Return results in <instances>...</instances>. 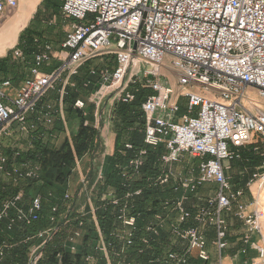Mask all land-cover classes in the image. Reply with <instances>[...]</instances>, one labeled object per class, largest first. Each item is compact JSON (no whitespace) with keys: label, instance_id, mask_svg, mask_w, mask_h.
<instances>
[{"label":"built area","instance_id":"2783aa9c","mask_svg":"<svg viewBox=\"0 0 264 264\" xmlns=\"http://www.w3.org/2000/svg\"><path fill=\"white\" fill-rule=\"evenodd\" d=\"M18 2L0 0V18L14 10ZM60 12L69 19V29L59 44L64 56L58 58L60 63L56 67L42 70L52 59L51 47L45 43L33 52L28 76L18 88L12 87L10 79L0 82V134L6 133L10 125L23 130L28 116L36 112L40 99L57 80H63L61 99L64 86H73L70 77L77 74L81 65L97 57L111 56L114 67L92 68L90 73L98 76L97 87L86 100L77 98L74 107L83 109L86 103L92 104L94 121L99 123L105 96L130 102L140 87L151 89L152 93L141 104L143 142L150 148L164 147L159 159L166 169L157 181L163 184L173 179L172 188L178 194L165 204L171 203L176 212L171 232L183 244L181 252H167V263L186 264L192 251L198 259L207 261V242L200 225L209 223L215 231L218 255L215 264H222L221 252L227 245V225L222 213L234 207L235 217L246 228L241 241L256 250L255 264H264L263 212L257 196L248 203L242 201V189H232L225 175L227 162L240 157L239 148L250 144L254 136L264 143V110L251 98L247 102L255 111L243 105L248 89L264 101V0H62ZM13 56L24 58L17 47L13 48ZM166 58L176 76L175 87L161 79L160 70ZM141 63L146 65L144 69ZM195 87L202 91L194 90ZM181 98L186 99L183 113ZM51 112L48 104L43 113L47 124L53 120ZM59 112L62 116L61 105ZM87 124L85 120L84 125ZM124 147L132 149L129 143ZM254 150L261 156V162L246 183L249 187L256 183L260 189L264 186V151H258L257 146ZM186 154L199 160L189 169L196 170L195 174L181 179L172 173L170 166ZM145 156L143 148L131 157L120 169L121 178L135 176ZM76 165L79 167L78 161ZM12 167L8 166L7 156L0 153V171L12 183L35 179L39 174L37 166ZM102 167L103 164L97 167L95 182L102 178ZM81 181L85 182V176ZM205 182L216 184L217 189L208 194L193 216L184 205L186 191L195 193ZM138 193L139 190L133 192ZM69 199L67 192L63 209L57 203L50 204L48 226L18 241L35 240L27 247L24 264H37L43 248L59 229L58 222L77 221L78 229H72L65 239L68 249L76 251L85 212L80 207L75 210ZM110 199L112 204L118 203L117 198ZM86 200L97 230V248L103 252L107 264H111L88 195ZM42 211L40 194L26 197L17 192L2 198L0 229L6 233L24 232L41 218ZM117 218L126 227L124 240L128 245L135 217L128 215L123 205ZM191 218L197 225L183 227ZM252 232L259 234L258 241L250 240ZM11 246L6 239L0 241V264H21L18 260H6V250ZM85 259L91 260L92 256Z\"/></svg>","mask_w":264,"mask_h":264},{"label":"trees","instance_id":"16d2710c","mask_svg":"<svg viewBox=\"0 0 264 264\" xmlns=\"http://www.w3.org/2000/svg\"><path fill=\"white\" fill-rule=\"evenodd\" d=\"M57 1L43 0V2L50 3L48 6L51 14L60 13L61 0ZM36 26L31 20L19 33L16 47L22 51L23 60L14 59L11 51L6 56L0 57V82L5 79L21 82L28 75L36 43L40 42L42 45L56 43L58 45L63 40L61 37L44 36L43 33L46 32L48 26L43 30H38ZM111 58L110 56V60L103 64L84 63L81 65L77 74L70 77L73 86L69 84L64 86L61 99L59 93L44 95L38 103L36 112L31 115V118L38 123L40 118L43 119L46 106L50 104L54 118L50 125L44 120V125L37 124L38 127L31 138V146L15 157L18 162L22 161L21 164L37 165L39 167L38 177L22 180L17 184L0 182V199L12 196L21 190L26 197L40 194L43 211L41 218L24 232L6 233L0 229V241L6 239L12 244L6 250L8 262L18 260L21 264L25 263L27 247L35 243V240L21 243L18 241L48 226L47 210L50 204L57 203L60 209H63L64 195L68 192L69 202L75 210L78 209L80 202L77 194L82 184L80 183L72 192L69 186L70 178L77 170L76 161L79 162L81 170L88 166V171L85 172L87 186L84 195L89 196L94 208L98 227L108 246L107 251L111 264H168L167 252L177 251L180 246L183 248V244L171 232V227L176 222V212L171 203L165 204V201L174 199L178 194L172 188L173 179L170 178L167 183L163 184L157 181L166 169L159 159V155L165 151L164 147L160 145L150 148L143 142L144 118L141 104L146 96L152 93L151 89L147 87L137 89L130 102L115 100L112 103L110 122L114 133L113 151L107 162L103 163L102 178L95 182L96 170L99 166V161H96L95 157L103 151V140L100 130L92 123L94 106L86 103L83 109H78L74 107V102L77 98L86 100L87 96L96 89L98 76L91 74L90 70L103 67L112 69L114 61ZM51 98H54V105L50 103ZM60 105L63 118L59 112ZM72 116L77 118L78 124L75 133L68 137L65 134L64 122L66 123V119ZM103 119L102 117L101 122ZM85 120L89 124L84 125ZM48 126L51 128L48 129ZM54 133L56 139L61 134L60 139L57 143L56 140L50 143L49 139ZM126 143L131 144L132 149H126L124 147ZM256 146L258 147V144H249L248 153L245 149L241 151L240 156L244 166L248 165L254 169L260 164L261 156L254 151ZM143 148L146 149V156L138 173L135 176H129L126 180L122 179L120 169L126 166L128 160ZM127 173H131L129 168H127ZM200 187L201 185L196 188L195 193L186 191V196L202 199L201 195H197ZM136 190H139V193L133 194ZM208 194L202 193L204 202ZM111 197L117 198L118 203L112 204ZM123 205L126 207L127 214L135 217V225L131 231V243L128 245L124 240L126 227L117 218L119 209ZM185 207L191 210V207L186 205ZM171 209L176 215L175 221L171 219ZM85 211L87 212L82 217L83 226L79 229L82 235L79 237L76 251L71 252L68 249L65 239L72 229L78 227L77 221L73 220L69 224L58 222L59 229L43 248L42 257L37 264H107L103 252L97 248V230L88 204ZM191 220L192 218L188 219L182 226L194 225ZM87 255H91L92 259L86 260ZM198 263L196 257L188 256L186 264Z\"/></svg>","mask_w":264,"mask_h":264},{"label":"rangeland","instance_id":"374dc122","mask_svg":"<svg viewBox=\"0 0 264 264\" xmlns=\"http://www.w3.org/2000/svg\"><path fill=\"white\" fill-rule=\"evenodd\" d=\"M28 1L29 0H19L17 7L14 10H12L10 13L3 15L0 18V22H3L7 17H10L14 13H16V12L18 13L19 9H21L23 11L25 9L28 10L27 9L28 8V5H27ZM57 2H59V0ZM61 2H62V0H61ZM31 3H33V7H32V9H30L28 14L24 18L23 22L21 23V26L22 27L24 26L27 18L31 15L27 25L32 20L33 25H37L36 28L38 30H43L46 26H48V29L46 30V32L43 33L44 36H46V37L55 36V37L64 38L65 33L69 29V26H68L69 19L64 18L63 15L61 14V12L57 13L56 15L51 14V9L48 6V5H50L49 2H43V0H31ZM33 17H35V18L33 19ZM21 26L18 28L17 32L19 31ZM41 45L42 44L40 42L36 43V50L40 49ZM48 45H50V47H51V49H50L51 53L57 52V57H63L64 56V54L61 52L59 44L57 45L56 43H52V44H48ZM13 48L10 49V51L12 52V57L14 59H17L13 56ZM109 60H110V56L97 57L93 60L86 62V64H89V65L97 64V63L103 64V63L108 62ZM51 62L54 65V67H56L59 64V61L56 58H55V60L54 59L51 60ZM140 67L142 69H144L146 67V65L141 63ZM41 69L45 70V69H47V67L44 66V67H41ZM160 71H161V76H162L161 79L168 81V83H170L173 87H175L176 86V76L173 74V72L169 66V59L168 58L164 59V62H163V65H162ZM16 83H18V84H16ZM20 85H21L20 81L19 82H12L13 88H18ZM62 85H63V80H62V78H60L59 80L56 81L53 88L49 89L45 93V95H50V94L53 95V94H58V93L60 94V90L62 88ZM140 88H142V87H140ZM194 90L202 91L196 87L194 88ZM244 98H245L243 100L244 106L255 111V108L251 107L249 105V103L247 102V100L249 98H251L258 104V106L262 110H264V101L253 90L248 89L245 92ZM53 100H54V98H51V100H50V103L52 105H54ZM114 101H115V99H113L112 97L107 95L104 97V99L101 102L100 111L102 112V117L104 116L103 123H106V125H107L108 121H110L111 106H112V103H114ZM180 104L182 107L181 113H183V112H185L186 99L181 98ZM106 107H107V109H105ZM62 118H63V114H62ZM27 121H28L27 125L25 126V128L23 130L18 128L17 125H10L5 129L6 133L0 134V153L7 156L8 166L10 168L12 166H14V167L22 169V168L28 167V166H37V165H32L31 163H26L24 165V164H21L22 161L18 162V160L15 159V157L18 156V154H22L31 146V138H32L34 130L36 129V127H38L37 124L44 125L42 118H40L37 121L38 123H36V121L31 118V115L28 116ZM77 124H78L77 118H75L74 116L68 117L66 119V123L64 122V129H65L66 136H68L67 133H69V136H71L72 133H75L76 128H77ZM94 125L98 126L97 128H99V123L97 121ZM47 128L50 129L51 126H48ZM60 136H61V134L56 139V134L54 133V135L49 139L50 143H54L55 140L57 143V141L60 139ZM251 140H252V142H250V145H252V144L257 145L258 144V147H259L258 151H264V143L258 137L254 136ZM248 145L245 146V150L247 151L246 153L249 152L248 151ZM239 154L241 155V151H239ZM101 157L102 156L97 155L95 157V160L99 161V159H101ZM193 158L194 157H191L187 154L183 155L181 157L180 161H177L176 163H173L170 166V170L172 171V173L174 175H177L181 179L186 178V177L188 178L191 173L193 174L194 172H196V170L189 171L190 167L192 166L194 168L197 165L198 160H199V159H193ZM85 159H86V157H85ZM227 166H228V168L225 170V175L227 177V180L231 184L232 189H234V190L235 189H242L243 196H242L241 200L244 202H247V203L250 202V200L254 199V197L257 196L259 207L263 211V217H264V204L261 203V201L258 197V195L260 196V194L263 192V187L258 189L257 184L249 187L247 185V183L245 182L246 178H249L250 174L254 171L255 168L254 169H253V167L250 168V166H248V165L244 166L241 156L237 159H234L232 161L227 162ZM37 168L39 169L38 166H37ZM102 169H103V167H102ZM74 173L75 174L73 176H71L70 181H69L70 192L74 191L80 183L82 184L81 188L78 190L77 195L79 196L78 198H79V202H80V205H79L80 210H82V212L86 213L87 211H85V207L88 204V201L86 200V196L84 195V191L86 189L87 182H86V180L84 183H82V181H81V178H82V176H85V173L82 170H81V172L78 171V168ZM0 182L9 183L12 181L9 180L4 175V173L0 171ZM19 182L20 181L17 180V181H14L13 183L17 184ZM92 188H94V186H92ZM216 189H217L216 184L211 183V182H205L198 189L199 192L197 195H201L202 199H204L203 198L204 195H202V193L203 194H208V193L214 194ZM19 192H23V191L21 190ZM202 199H198L197 197L195 198V197H191V196H189V197L186 196V199L184 201L185 205L188 207H191V210L189 209V211L191 212V214L193 216H195L198 207L200 205H202V203L203 204L205 203ZM171 215H172V217H171L172 221H175L176 215L173 212V210H172ZM222 216L225 219V222L227 225L226 241L228 239L229 240H236L237 238H239L240 234H242L246 230V228L243 225L242 221H240L239 219H237L235 217L234 207L231 209V211L223 212ZM191 221L193 222L194 225H197L196 222L194 221V219H192ZM261 225H262L263 234H264V218L262 220ZM200 228H202V232L205 236V239L207 242V250H208V253L210 255L211 260L214 258H218L216 245H215V243L212 242L215 240V236H214L215 231H214L213 225H211L209 223H205V224L200 225ZM253 239H255V237H253ZM179 249H182V246H180ZM222 254H224V253H222Z\"/></svg>","mask_w":264,"mask_h":264},{"label":"crops","instance_id":"0c3cea01","mask_svg":"<svg viewBox=\"0 0 264 264\" xmlns=\"http://www.w3.org/2000/svg\"><path fill=\"white\" fill-rule=\"evenodd\" d=\"M18 17H19V14L16 12L13 15H11L10 17H7L3 22H0V57L6 56V54L10 51V49L16 46V44L18 43L19 33L27 25L31 15L27 18L24 26L23 27L21 26V28L19 29L18 32L16 31V33L14 34L12 39L4 38L3 32H2L3 29L7 25H9L12 20L18 19ZM25 17L26 16H24V18ZM55 58L59 61V59H58L59 57H57V52L52 53V59L51 60H53V59L55 60ZM59 63H60V61H59ZM46 67H47V69H45L44 71H49L51 68L54 67V65L52 64V62H50V64ZM105 109H107V107ZM103 118H104V116H103ZM103 120H102V122L101 121L99 122L100 135H101L102 140H103V151L98 154L99 156H102L101 159H99V164H103V163L107 162L109 155H111V153L113 151V144H114V133H113V129H112V123L110 121H108V123L106 125V123H103ZM92 123L94 126V124L96 122L93 120ZM67 134L69 136V133H67ZM243 149H245V146L239 148L238 150L242 151ZM78 166H79V167H77L78 171L81 172V167H80V165H78ZM82 171L84 173L87 172L88 166H86L84 169H82ZM245 232H246V230L242 234H240L239 238H237L236 240H229L228 239L226 241L227 245L221 252V263L222 264H255L256 263L257 257H258L256 250H254L249 244H245L241 241V238ZM262 232H263V229H262ZM249 235H250L251 241H258L260 239L259 234L255 233V232H252ZM253 237H255V239H253ZM263 237H264V234H263ZM212 242L214 243V241H212ZM242 248H245L244 253L241 252ZM182 249H179L177 251L181 252ZM222 253H224V254H222ZM190 255H193L194 257H196V252L192 251V253ZM197 261L199 262L198 264H215L217 261V258H214L211 260L210 255H209V259L207 261H203V260H200L198 258H197Z\"/></svg>","mask_w":264,"mask_h":264},{"label":"bare ground","instance_id":"6f19581e","mask_svg":"<svg viewBox=\"0 0 264 264\" xmlns=\"http://www.w3.org/2000/svg\"><path fill=\"white\" fill-rule=\"evenodd\" d=\"M27 5H28V8H27L28 10L25 9L23 11V10L19 9V12H18L19 17H18V19L12 20L11 23L9 25H7L3 29L2 32H3V37L4 38H9V39L13 38V36L16 33L17 29L21 26V23L23 22L24 16H26L28 14V12L30 11V9H32V7H33V3H31V0H29L27 2ZM255 184H253V185H255ZM258 197H259L261 203L264 204V186H263V192L260 194V196L258 195ZM263 218H262V220H263Z\"/></svg>","mask_w":264,"mask_h":264}]
</instances>
